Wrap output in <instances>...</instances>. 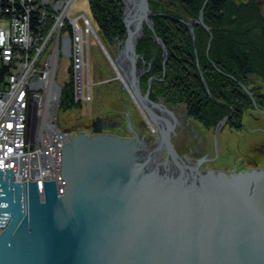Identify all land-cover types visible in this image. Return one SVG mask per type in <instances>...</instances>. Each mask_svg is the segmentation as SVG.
<instances>
[{"label": "water", "instance_id": "obj_1", "mask_svg": "<svg viewBox=\"0 0 264 264\" xmlns=\"http://www.w3.org/2000/svg\"><path fill=\"white\" fill-rule=\"evenodd\" d=\"M122 4L126 38L114 63L158 147L144 153L93 129L63 145L61 188L0 170V264H264V170L201 171L204 160L177 154L173 111L149 100L154 77L140 82L152 62L136 52L145 31L162 46L148 1Z\"/></svg>", "mask_w": 264, "mask_h": 264}, {"label": "trees", "instance_id": "obj_2", "mask_svg": "<svg viewBox=\"0 0 264 264\" xmlns=\"http://www.w3.org/2000/svg\"><path fill=\"white\" fill-rule=\"evenodd\" d=\"M147 1L162 46L145 31L136 52L146 65L152 61L140 80L142 84L154 77L152 100L162 98L171 106H182L189 119L208 131L229 114L225 125L236 130L247 110L264 112V12L256 0ZM87 2L100 41L115 55L126 38L122 1ZM201 9L209 30L197 22ZM79 106L69 81L59 107Z\"/></svg>", "mask_w": 264, "mask_h": 264}, {"label": "rangeland", "instance_id": "obj_3", "mask_svg": "<svg viewBox=\"0 0 264 264\" xmlns=\"http://www.w3.org/2000/svg\"><path fill=\"white\" fill-rule=\"evenodd\" d=\"M55 1L56 0H52L51 2L53 6L57 2ZM241 1L245 2L249 0ZM256 1L262 12H264V0ZM201 11L203 10L201 9ZM83 17L88 21L90 27L88 29L89 34L85 36L83 35L84 52L82 82L77 81L75 83L76 85L82 83V86L79 91L78 89H75V91L77 90L85 98L88 94V100H83L82 97L77 99L76 97L79 95L78 92L77 95L75 93L73 94L74 53L72 54L73 51L70 49L73 42L71 32L67 30L66 26V23L69 25L68 21H76L77 18L79 24L83 26ZM46 19L47 25L40 32L44 35L47 34L48 29L52 27L53 23H55V20L50 18ZM65 20L62 23V27L59 26L60 22H58V20L56 21L55 28L52 30L53 32L50 34L46 45L43 47L41 54L38 56L39 59L35 68L38 70L44 63L45 65L47 63V65H44L42 70L38 73L36 71L39 76L36 74L37 76H34V79H39L42 75H45L44 79L45 77L47 78V85L45 88V96L43 95L44 97H41V99H43L42 102H39L38 96H34V94L41 96L42 89L37 87L33 91L29 90L28 92L34 99L31 101L28 116L29 121L27 126L29 130V139H36V136L42 132L45 128L46 121L50 118V114L56 120L55 125L66 133L64 130L69 129L71 132V127L75 123H86L89 119H93L96 116L104 117L109 115V117L113 118L118 114L124 115L126 107H129L131 112H134V115H136L138 119L144 121L146 125L145 134L149 141L157 139V128L152 124V122H150V119L148 122V118L145 117L143 111L140 110L134 99H132L130 92L127 88H125L127 85L123 77L119 78L121 74L118 73V68L114 61L118 57L123 45L115 55H112L105 48L96 32V27L87 0H76L69 12H67V20ZM149 20L151 21L150 16ZM197 22L201 24L199 22V18ZM201 25L206 30H209L204 24V21ZM152 31L154 32L153 28ZM64 38H66L67 48H63ZM55 47L56 52L54 55L52 52L55 50ZM67 51L69 52V56L66 55ZM48 55L49 59H47ZM69 69L72 70L71 73L69 72ZM46 72L47 75L45 74ZM153 80L154 79H151V88ZM69 81L72 84V96L74 103L80 105L79 108L73 110H65L59 107L63 86ZM48 96L52 97V100H47ZM149 100L155 103L160 102L169 110L173 111L177 119V125L175 128L176 135L172 137V143L179 156L180 154L187 153L189 155L188 158H192L193 156L197 157V155H194L193 153V156H191V152L196 149L200 150L203 154L207 153L210 159L216 155L213 160H209L207 163H204V166H206L208 170H215L216 168L224 169L227 164L230 168L229 170L228 167L225 169L229 172L234 171L236 170V167H240L237 164V158L242 156V154L244 156L245 154L256 155V152L252 150L256 147H261V145L264 146V112L260 110H247L242 119V127L236 130H233V128H227L225 125L227 119L231 117L230 114L218 131V148L216 154L214 144L215 130L218 125L213 130H205L198 122L187 117L182 106H171L165 103L162 98L154 101L150 98V93ZM67 135L69 137L70 134L67 133ZM244 150H246V152H244Z\"/></svg>", "mask_w": 264, "mask_h": 264}, {"label": "built area", "instance_id": "obj_4", "mask_svg": "<svg viewBox=\"0 0 264 264\" xmlns=\"http://www.w3.org/2000/svg\"><path fill=\"white\" fill-rule=\"evenodd\" d=\"M56 1L53 6L52 0H0V170H11L15 183L36 181L39 186L42 182L37 178L38 174L45 172L61 188L62 148L68 140L67 133L55 125L56 120L51 114L36 139H29L27 126L30 104L34 100L28 92L37 87L42 89L41 96L34 94L42 102L41 97L45 96L47 85L45 75L34 79L45 65L38 70L35 68L38 56L53 32L56 21L62 27L67 12L76 0ZM46 18L55 20V23L44 35L40 32L47 25ZM82 21L83 26L79 24L78 18L68 21L73 42L70 49L74 53L73 94L76 95L82 86V83H75L82 82L83 35L89 34L90 27L84 17ZM66 44L64 38L63 48H67ZM55 52L56 47L52 54ZM78 94L77 99L89 98L88 94L86 98ZM2 229L0 227V231Z\"/></svg>", "mask_w": 264, "mask_h": 264}, {"label": "flooded vegetation", "instance_id": "obj_5", "mask_svg": "<svg viewBox=\"0 0 264 264\" xmlns=\"http://www.w3.org/2000/svg\"><path fill=\"white\" fill-rule=\"evenodd\" d=\"M135 113L131 112L129 107H126L125 113L115 115L113 118L109 117V115H106L104 117H98L96 116L93 119H89L86 123H80V124H74L71 127V132L69 137H79L81 134H84L88 137L97 135L93 132L94 130H101L99 134L103 135H112L116 137H121L123 139H129L131 142H136L138 146H144L143 152H148L151 150H154L158 147V139L155 141H149V139L146 137L145 134V123L143 120L138 119ZM149 122V121H148ZM131 124L132 130L129 129L128 124ZM98 134V135H99ZM68 137V138H69ZM137 140V141H136ZM215 145V144H214ZM218 148V144L214 146V148ZM252 151L256 152L255 154H245V156L242 154L239 158H237V164L240 167H236V170L234 171H228L229 166L226 164L225 168L228 167V170L216 168L214 171L216 172H222V173H228V175H232L233 173L239 174L246 171H253V170H261L264 169V146L261 145V147H256ZM246 152V150H244ZM160 156L162 158L165 157V152L162 149L160 152ZM197 155V157H194L192 155ZM200 153V154H199ZM216 153V151H215ZM243 153V151H242ZM202 154V155H201ZM181 157L186 156L188 158L187 153L180 154ZM192 158H190L191 161L197 162L199 160H204L203 163L200 166L201 171L208 170L206 166H204V163H207L209 160H213V158H209V155L207 153L203 154L200 150L196 149L193 152H191ZM260 156V157H257ZM242 165H241V164Z\"/></svg>", "mask_w": 264, "mask_h": 264}, {"label": "bare ground", "instance_id": "obj_6", "mask_svg": "<svg viewBox=\"0 0 264 264\" xmlns=\"http://www.w3.org/2000/svg\"><path fill=\"white\" fill-rule=\"evenodd\" d=\"M66 20H67V16H66V18H65ZM65 20V21H66ZM66 25H67V23H66ZM69 26V25H68ZM52 68H53V66H52ZM119 78H122V76H119ZM47 100H52V97H50V96H48V98H47ZM29 111H30V109H29ZM41 182L42 181H45V180H49V177H47V174L45 173V172H40L39 174H38V177H37ZM30 182V181H29ZM25 184V183H24ZM40 185H42V184H40Z\"/></svg>", "mask_w": 264, "mask_h": 264}]
</instances>
